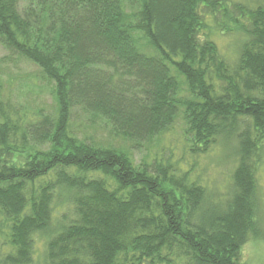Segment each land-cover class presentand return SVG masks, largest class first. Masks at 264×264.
<instances>
[{
	"label": "trees",
	"instance_id": "16d2710c",
	"mask_svg": "<svg viewBox=\"0 0 264 264\" xmlns=\"http://www.w3.org/2000/svg\"><path fill=\"white\" fill-rule=\"evenodd\" d=\"M20 1L0 0V42L57 106L0 97V264H248L243 246L264 239V0ZM80 113L135 147L181 119L182 140L137 165L78 135ZM219 143L233 144L231 187L209 202L184 158Z\"/></svg>",
	"mask_w": 264,
	"mask_h": 264
},
{
	"label": "rangeland",
	"instance_id": "374dc122",
	"mask_svg": "<svg viewBox=\"0 0 264 264\" xmlns=\"http://www.w3.org/2000/svg\"><path fill=\"white\" fill-rule=\"evenodd\" d=\"M29 0H21L20 7L24 8ZM139 32H136L138 35ZM139 43L146 47L147 40L142 35L137 36ZM220 48L234 53V43L231 36L217 33L213 36ZM236 52V51H235ZM186 94V93H185ZM0 97L11 101L17 108L26 110L29 114L43 109L46 113H51L57 106L56 97L52 93V85L41 76L40 69L35 64L9 56L8 51L0 42ZM81 114V113H80ZM92 117V116H90ZM94 119L81 116L76 118L75 127L78 135L84 136L96 142L108 145L117 150L126 151L138 165L142 161L149 162L161 147H168L170 143L178 147L182 140L183 123L179 119L172 131L155 141L144 142L141 146H133V142L122 136H115L110 125L106 124L98 116ZM97 121V122H96ZM233 144L219 143L212 151L202 156L193 157L187 155L184 159L188 164H193V174L195 171L201 174V178L206 186L213 192L210 194L209 202L221 201L228 196L231 187L232 168L234 165L231 157ZM164 151V148H163ZM180 153V149L177 150ZM264 167V162L262 164ZM258 196L261 198L260 224L264 233V171L259 172ZM44 238L37 239V257H42L44 248ZM241 258L248 264H264V239H251L241 251Z\"/></svg>",
	"mask_w": 264,
	"mask_h": 264
}]
</instances>
